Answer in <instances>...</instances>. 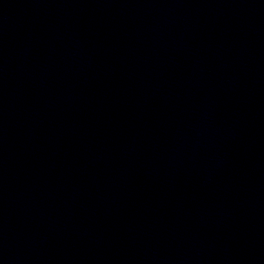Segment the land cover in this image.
Here are the masks:
<instances>
[{
    "label": "water",
    "instance_id": "95a60500",
    "mask_svg": "<svg viewBox=\"0 0 264 264\" xmlns=\"http://www.w3.org/2000/svg\"><path fill=\"white\" fill-rule=\"evenodd\" d=\"M0 264H264V0H0Z\"/></svg>",
    "mask_w": 264,
    "mask_h": 264
}]
</instances>
